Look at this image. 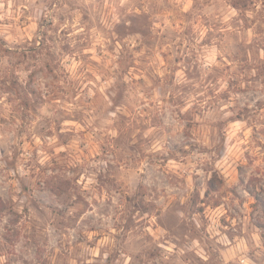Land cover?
<instances>
[{
    "label": "rangeland",
    "instance_id": "374dc122",
    "mask_svg": "<svg viewBox=\"0 0 264 264\" xmlns=\"http://www.w3.org/2000/svg\"><path fill=\"white\" fill-rule=\"evenodd\" d=\"M0 264H264V0H0Z\"/></svg>",
    "mask_w": 264,
    "mask_h": 264
}]
</instances>
